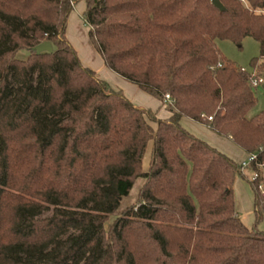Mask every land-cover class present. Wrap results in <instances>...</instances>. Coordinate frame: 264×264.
<instances>
[{
    "label": "trees",
    "instance_id": "1",
    "mask_svg": "<svg viewBox=\"0 0 264 264\" xmlns=\"http://www.w3.org/2000/svg\"><path fill=\"white\" fill-rule=\"evenodd\" d=\"M80 2L107 69L169 94L170 119L82 64L66 36ZM221 2L0 0V264H264V233L236 210L241 168L182 126L191 118L257 154L261 223L264 111L249 117L255 90L217 43L255 39L250 66L264 78V0ZM140 180L136 206L118 213Z\"/></svg>",
    "mask_w": 264,
    "mask_h": 264
},
{
    "label": "rangeland",
    "instance_id": "2",
    "mask_svg": "<svg viewBox=\"0 0 264 264\" xmlns=\"http://www.w3.org/2000/svg\"><path fill=\"white\" fill-rule=\"evenodd\" d=\"M86 27L90 29V27ZM217 46L220 53L227 61L236 64L240 68L245 69L247 71L252 70L250 66L251 60L260 56V48L258 42L250 37L245 39L241 46L233 44L229 41H218ZM21 56L23 58H26L28 54L23 52ZM254 90L256 93V97L259 101L257 106L249 114L250 118L258 114L259 112L264 111V87H260ZM184 122H188L189 129H191H187V127L183 123V127L187 132L193 133L203 142L209 144L211 147L227 155L237 165H239L240 168L244 162L248 161L249 155L241 147L236 146L231 140L222 136L220 137L206 125L204 126L201 124H197L194 121L187 119H185ZM204 137H211V139L207 141ZM241 171L242 173L238 176L234 187L237 214L243 224L246 225L250 230H254L257 228L258 231L264 233V219L259 224H256L255 219V194L253 193V188L250 184V182L254 181L255 172H253L251 167H248L245 170ZM143 185V181H137V184L132 190L129 199L124 201L118 213L129 209L132 206H136L139 198L138 195ZM260 185L262 186V189H259V187L258 189L260 190L261 194L264 195V183ZM116 218L117 216H114L110 219V221L106 224V229H109V227L112 225V223H114Z\"/></svg>",
    "mask_w": 264,
    "mask_h": 264
},
{
    "label": "crops",
    "instance_id": "3",
    "mask_svg": "<svg viewBox=\"0 0 264 264\" xmlns=\"http://www.w3.org/2000/svg\"><path fill=\"white\" fill-rule=\"evenodd\" d=\"M86 4L85 2H80L74 8L67 22V39L70 44L75 48L79 59H81L82 64L95 72L97 76L105 81L109 86L117 92H121L126 99H128L132 104H134L139 109L151 110L157 115V118L168 120L171 114L169 113L167 106L162 103V101L155 99L150 94L138 88L136 85L124 80L118 74L107 69L105 62L101 55L99 54L95 45L90 39V29L85 25L83 16L85 14ZM185 119L192 120L189 118H184L182 121L189 129V123L184 122ZM197 123L196 121H194ZM200 124V123H197ZM202 125V124H201ZM185 129V128H184ZM191 130V129H189ZM205 136V135H204ZM205 140L211 139V137H204ZM207 138V139H206ZM211 141V140H210ZM151 146L148 148V152L144 158V168L147 171L149 169V161L151 158Z\"/></svg>",
    "mask_w": 264,
    "mask_h": 264
},
{
    "label": "built area",
    "instance_id": "4",
    "mask_svg": "<svg viewBox=\"0 0 264 264\" xmlns=\"http://www.w3.org/2000/svg\"><path fill=\"white\" fill-rule=\"evenodd\" d=\"M242 72L247 73L248 83H249V85L252 86L253 89L264 87V78L259 77L255 70L252 69L250 71H247V70L243 69ZM162 103H164L166 106H173V104H174L172 101V98L169 94L164 95V97L162 98ZM201 117L204 120H208L210 122L214 121V118L211 116H201ZM257 159H258V156L256 153L249 155L248 161L243 163V165L241 166V170H245L246 168L250 167L254 162L257 161ZM259 168L263 171V174H264V164L260 165ZM258 177H259V174L255 173L254 181L257 180ZM259 189H262L261 185L259 186Z\"/></svg>",
    "mask_w": 264,
    "mask_h": 264
},
{
    "label": "water",
    "instance_id": "5",
    "mask_svg": "<svg viewBox=\"0 0 264 264\" xmlns=\"http://www.w3.org/2000/svg\"><path fill=\"white\" fill-rule=\"evenodd\" d=\"M211 3L212 5L215 7V8H219L221 11H225L226 9L224 8L221 0H211ZM36 53L38 55L42 54V53H47V52H50L52 53L53 52V45L50 43V42H47V43H44L42 44L41 46L37 47L35 49Z\"/></svg>",
    "mask_w": 264,
    "mask_h": 264
}]
</instances>
